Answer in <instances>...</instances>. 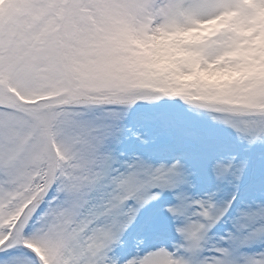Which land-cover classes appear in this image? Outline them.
<instances>
[{
	"label": "snow or ice",
	"instance_id": "snow-or-ice-1",
	"mask_svg": "<svg viewBox=\"0 0 264 264\" xmlns=\"http://www.w3.org/2000/svg\"><path fill=\"white\" fill-rule=\"evenodd\" d=\"M264 0H0V264H264Z\"/></svg>",
	"mask_w": 264,
	"mask_h": 264
},
{
	"label": "clouds",
	"instance_id": "clouds-1",
	"mask_svg": "<svg viewBox=\"0 0 264 264\" xmlns=\"http://www.w3.org/2000/svg\"><path fill=\"white\" fill-rule=\"evenodd\" d=\"M262 19H264V17H262ZM257 44H258L259 46H264V36H262V37L260 38V40L257 41Z\"/></svg>",
	"mask_w": 264,
	"mask_h": 264
}]
</instances>
